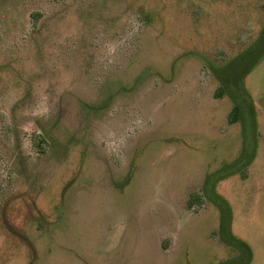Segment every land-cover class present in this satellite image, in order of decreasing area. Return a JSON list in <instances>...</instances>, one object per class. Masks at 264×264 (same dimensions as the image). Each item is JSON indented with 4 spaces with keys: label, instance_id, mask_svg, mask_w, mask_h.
<instances>
[{
    "label": "rangeland",
    "instance_id": "obj_1",
    "mask_svg": "<svg viewBox=\"0 0 264 264\" xmlns=\"http://www.w3.org/2000/svg\"><path fill=\"white\" fill-rule=\"evenodd\" d=\"M264 0H0V264H217L205 176L241 148L219 66ZM256 154L215 191L264 264V57L243 79Z\"/></svg>",
    "mask_w": 264,
    "mask_h": 264
},
{
    "label": "trees",
    "instance_id": "obj_2",
    "mask_svg": "<svg viewBox=\"0 0 264 264\" xmlns=\"http://www.w3.org/2000/svg\"><path fill=\"white\" fill-rule=\"evenodd\" d=\"M264 57V24L256 39L219 66L205 59L206 67L211 71L219 83L215 90L214 98L228 97L232 102V109L228 115V123L239 122L241 127V148L237 157L223 163L212 173H208L201 187V195L191 194L188 206H201L208 200L218 211V227L216 235L221 243L238 252L236 258H229L217 264H249L251 251L248 245L237 239L230 229L231 210L227 201L215 191L216 184L233 175L245 177L248 166L256 154L257 130L255 112L250 99L243 86V79Z\"/></svg>",
    "mask_w": 264,
    "mask_h": 264
}]
</instances>
